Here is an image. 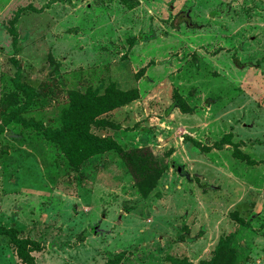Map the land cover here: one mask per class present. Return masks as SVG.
<instances>
[{
	"label": "rangeland",
	"instance_id": "obj_1",
	"mask_svg": "<svg viewBox=\"0 0 264 264\" xmlns=\"http://www.w3.org/2000/svg\"><path fill=\"white\" fill-rule=\"evenodd\" d=\"M45 82L24 107L18 84ZM110 84L139 98L92 132L155 153L165 173L145 198L119 153L74 167L43 130L6 123L19 111L62 128L69 92ZM11 228L39 244L37 264H200L222 240L235 264H264V0H0V229ZM0 264H26L1 230Z\"/></svg>",
	"mask_w": 264,
	"mask_h": 264
},
{
	"label": "trees",
	"instance_id": "obj_2",
	"mask_svg": "<svg viewBox=\"0 0 264 264\" xmlns=\"http://www.w3.org/2000/svg\"><path fill=\"white\" fill-rule=\"evenodd\" d=\"M49 86L50 84L45 82L39 91L27 85L18 84L19 89L26 94L28 100L24 107L30 105L29 102L35 95L40 94L41 96L42 92L48 93ZM57 92L60 93L59 88H57ZM138 98L139 89L136 87L125 91L110 84L102 92L80 89L68 94L69 106L63 112L62 128H44L41 124H34L33 121H28L18 115L19 111L10 112L6 116V123L15 122L24 126L35 125L38 129L43 130L46 139L57 144L74 167L81 166L91 158L109 151L119 153L134 178L139 194L145 198L157 186L165 173V167L155 153L149 147L127 150L112 137L98 136L92 132L94 126L106 128L112 125L104 116L129 105ZM175 102L183 112L192 111L180 96H176ZM0 230L10 235L23 262L37 264L31 255V252L35 251L34 248L39 247L37 242L30 239H19L14 228ZM113 262V260L109 261L108 264ZM200 264H235V251L229 247L226 241L222 240L215 257L211 261H203Z\"/></svg>",
	"mask_w": 264,
	"mask_h": 264
}]
</instances>
